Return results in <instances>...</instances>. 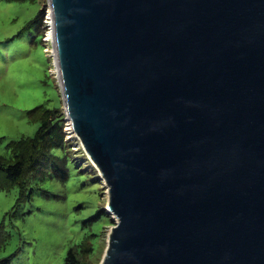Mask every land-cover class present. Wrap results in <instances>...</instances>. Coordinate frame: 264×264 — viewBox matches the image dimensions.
Returning a JSON list of instances; mask_svg holds the SVG:
<instances>
[{"label": "water", "instance_id": "1", "mask_svg": "<svg viewBox=\"0 0 264 264\" xmlns=\"http://www.w3.org/2000/svg\"><path fill=\"white\" fill-rule=\"evenodd\" d=\"M48 3L115 218L100 264H264V0Z\"/></svg>", "mask_w": 264, "mask_h": 264}, {"label": "rangeland", "instance_id": "2", "mask_svg": "<svg viewBox=\"0 0 264 264\" xmlns=\"http://www.w3.org/2000/svg\"><path fill=\"white\" fill-rule=\"evenodd\" d=\"M49 9L48 0H0V156L12 157L13 142L34 136L39 127L33 118L36 108H58L65 131L62 151L73 167L65 181L47 175L29 179V198L18 184L0 190V260L64 264L68 250L85 238L89 249L83 252L84 262L100 264L115 218L108 211L103 177L80 139L69 132L58 78L52 72V39L44 40ZM39 11L38 28L26 26Z\"/></svg>", "mask_w": 264, "mask_h": 264}, {"label": "trees", "instance_id": "3", "mask_svg": "<svg viewBox=\"0 0 264 264\" xmlns=\"http://www.w3.org/2000/svg\"><path fill=\"white\" fill-rule=\"evenodd\" d=\"M41 15L42 11H39L26 26L38 28ZM33 116L39 120V127L34 136L13 142L12 157L0 156V190H9L18 184L22 188L24 198L31 195L27 188L29 179L47 175L52 180L65 181L69 177L70 166L73 167L70 159L62 151L65 131L60 110L36 108ZM97 216L98 213L91 219ZM91 219L89 220L92 221ZM84 239L78 246L68 250L64 264H86L83 252L89 248H85ZM9 263L10 258L0 260V264Z\"/></svg>", "mask_w": 264, "mask_h": 264}, {"label": "bare ground", "instance_id": "4", "mask_svg": "<svg viewBox=\"0 0 264 264\" xmlns=\"http://www.w3.org/2000/svg\"><path fill=\"white\" fill-rule=\"evenodd\" d=\"M50 10V9H49ZM49 17H51V13H50V11H49ZM49 22H51V21H49ZM47 40H49V41H51V39H52V42H51V48L52 49H50V54L54 57V62H53V66H54V68H52V69H56V71H57V78H58V70H57V64H56V60H55V50H54V46H53V29L51 28L49 31H48V33H47V38H46ZM69 123H70V121H69ZM68 123V124H69ZM71 125V124H70ZM70 131V133H74V131L72 130V127L70 126V129H69ZM76 135V134H75ZM77 136V135H76ZM78 137V136H77ZM93 165L95 166V164L93 163ZM96 167V166H95ZM97 168V167H96ZM108 211H109V209H108Z\"/></svg>", "mask_w": 264, "mask_h": 264}, {"label": "built area", "instance_id": "5", "mask_svg": "<svg viewBox=\"0 0 264 264\" xmlns=\"http://www.w3.org/2000/svg\"><path fill=\"white\" fill-rule=\"evenodd\" d=\"M49 13V12H48ZM49 14H47L46 15V19L44 20V22H45V25L49 28L48 30H50L51 28H52V18H48L49 16H48ZM51 21V22H49V21ZM47 33V32H46ZM45 33V39L44 40H47L46 39V36H47V34ZM52 72L54 73V74H56V77H57V73L55 72V69H52Z\"/></svg>", "mask_w": 264, "mask_h": 264}]
</instances>
